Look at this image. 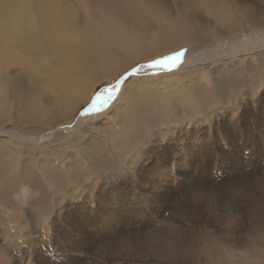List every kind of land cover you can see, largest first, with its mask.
Instances as JSON below:
<instances>
[{
    "label": "bare ground",
    "instance_id": "obj_1",
    "mask_svg": "<svg viewBox=\"0 0 264 264\" xmlns=\"http://www.w3.org/2000/svg\"><path fill=\"white\" fill-rule=\"evenodd\" d=\"M256 4L249 0H0V205L16 206L11 196L20 191L18 188L22 184L32 192L42 190L43 194L47 193L46 187L53 185L56 204L65 201L72 203L71 198L78 194L75 186L80 185L79 179L93 176L97 183L101 179L100 173L108 169L109 173L117 176L122 172L119 168L121 162L133 163L129 152L138 142L148 138L146 146L143 145L147 151L151 140L154 150L163 148L162 125L177 118L174 114L176 111H168L173 105H188L190 118L202 121L200 113L205 112L207 94L203 93L198 77L205 71H212L215 91L225 96L226 90L223 89L226 85L236 90L243 88L241 61L249 59L252 74L255 70L252 60L264 57V14ZM195 46L200 49L171 55ZM175 58L186 60L185 65L180 67L188 70L173 72L171 67L174 68L175 62H171L176 61ZM156 59L161 63L156 67L148 65ZM262 60L264 62V58ZM216 63L219 65L215 66ZM103 83L110 88L96 93L97 86ZM249 85L248 91L257 83ZM100 96L104 100L102 102L108 100V104L101 111L102 115H95L103 109H98ZM172 115L174 118L171 121ZM73 116L76 120L68 127L61 125L69 122ZM255 116L254 119L258 121L260 116ZM78 117L83 119L77 122ZM59 128H67L66 134L59 132ZM8 130H16V133H9ZM210 145V142L204 146L198 145L201 155L209 152L201 159L210 158L208 155L214 151ZM224 147L231 148V145L225 143ZM189 160L186 163H191V168L188 169L186 163L183 166L191 174L182 183L180 178L187 174L177 171L172 182L173 189L179 190L182 186L193 188L197 174L208 169L196 162V154ZM106 180H111V177L107 175ZM223 180L227 181L225 178ZM135 188V192H141L144 208L147 196L142 191L145 190L136 184ZM165 191L158 193L163 209L170 206ZM96 195L92 196L97 198L95 202L108 205L105 201L110 200V195ZM119 198L120 195L114 200ZM47 202V197L40 195L26 211L29 212L30 208H43L45 211ZM175 204L173 215L177 216L180 204ZM70 207L65 206L66 209ZM80 209L83 207L75 208L74 215L77 216ZM69 210L67 214L72 212ZM141 210L134 211L137 218ZM260 220L256 215L254 221ZM113 224H116L115 219L107 225L110 227ZM84 232L89 233V229ZM168 238L167 246L178 247L173 242H178L179 237L170 229ZM115 249L112 245L105 248L108 252ZM72 250L77 251L76 248ZM254 252L251 261L244 258L242 264H264L253 262V259H264V253ZM211 256L209 264L226 263L217 260L214 254Z\"/></svg>",
    "mask_w": 264,
    "mask_h": 264
},
{
    "label": "rangeland",
    "instance_id": "obj_2",
    "mask_svg": "<svg viewBox=\"0 0 264 264\" xmlns=\"http://www.w3.org/2000/svg\"><path fill=\"white\" fill-rule=\"evenodd\" d=\"M249 1L253 2L254 5L257 3L256 6L264 14L263 1ZM193 49L197 51L200 48H197V46L193 48L187 47L171 55L173 56L184 50L187 53V51ZM263 58H254L252 60L253 65H255V70L252 74L249 70V59H243L241 61V66L243 67L241 77L243 88L236 90L226 85L223 89V91L226 90L224 91L225 96L215 91L214 78L211 74L212 71L203 72L198 77L201 88H203V93L205 92L207 94L206 96L204 94L206 97H204L206 104L204 109L206 113H200V116L203 117L202 121H196L193 117L190 118L187 104V106L183 103L181 105H173L168 111H176L174 113L175 118L177 115V118L174 120L176 123L172 121L174 118L172 115V122L162 125L164 132L163 143L161 142V145H163V148L154 150V142L151 140L148 146L150 148L147 151L143 149V145L146 146L145 143L148 138L144 139L145 141L138 142L132 147L131 152H129V155L131 154L130 156L133 157V163L130 165L126 162H121L119 168L122 172L117 174V176L109 173L108 171L110 169H108L100 173L101 179L97 183L94 181L93 176L79 179L80 185L75 186L78 194L71 198L72 203L65 201L56 204L53 185H50V188L46 187L47 193L43 194L42 190L32 192L22 184L18 188L20 191L11 196V200L16 206L9 205L7 207L0 205V264H209L208 260L212 258L211 255L213 254L217 260L226 262L225 264H242L244 258L251 261L255 253L254 250L264 253V212L262 211L264 210ZM185 61H179V59H176V61L173 60L171 62H175L173 63L174 68L173 66L171 67L173 72L179 69V71L188 70L180 67L185 65ZM160 63L161 60L156 59L149 62L148 65L156 67ZM217 65L219 63H216L215 66ZM251 83H257V86L248 91L247 89ZM98 86L95 90L96 93L105 92L106 88H110L109 86L105 87L106 85L104 83ZM165 92L168 93L170 91ZM104 98L106 100L107 97L104 96ZM102 101L104 100L100 96L98 109L102 107L103 109L99 110L98 113H102L101 111L105 110L106 104H108V100L104 103ZM84 106L77 111V115H79ZM87 110H89V107ZM228 114H231V116ZM254 114L258 117L260 116V119L257 117L260 123L257 119H254L256 118ZM81 118L78 117L77 122L83 119ZM84 118L87 119L88 117ZM74 120H76L75 116L69 122L61 125L68 127ZM47 131H43L34 137H38ZM7 132L16 133V130H8ZM59 132L66 134L67 128L64 130L59 128ZM221 137L226 141L221 140ZM206 142H210V147L214 151L208 155L210 158L201 159L204 154H209L208 151H205L202 155L200 154L202 152L199 146H204ZM225 143H229L231 148L224 147ZM194 152L197 156L196 162H199L203 168L205 166L208 169L197 174L193 188L189 186L183 188L182 186L179 190L173 189L172 182L177 175V171L181 170L187 174L180 178L182 183H185L188 179V174H191L184 169L183 165L190 161L191 156L193 157L195 155L192 154ZM186 165L189 166L188 169L191 168V163H186ZM107 175L111 177V180H106ZM224 178L227 181L223 180ZM157 180H161L164 183ZM135 184L145 190L142 191L147 196L146 202L144 201L146 204L145 209L141 204V192H135ZM221 188L224 189L221 190ZM163 191L167 194L168 206L170 205L166 207L167 209L161 208L162 206L159 204L161 197L158 193H164ZM130 192L134 195L131 196ZM98 193H107V195H110L108 196L110 200L105 201L108 205L103 202L99 203V201L95 202L97 198L94 197ZM40 195L46 196L48 200L47 206L44 207L45 211L40 207L42 208L41 210L30 208L29 212H27L26 208L30 206V203L35 198L40 197ZM119 195L120 198L114 200ZM225 195L229 197L227 198ZM136 196L140 197V200ZM226 200L229 201L227 202ZM248 201L249 203H246ZM91 202L94 203L92 204ZM175 203L180 204L179 214L177 216L173 215ZM57 205L59 208L56 207ZM67 205L71 206V209L69 208L70 210L65 208ZM78 207H83V209L78 210L79 212L76 216L73 210ZM140 209H142L141 214L137 218L134 211H139ZM67 210L72 212L67 214ZM230 211L231 213H229ZM87 212L88 214H86ZM111 214L113 215L110 216ZM256 215L260 217V221H254ZM110 219H115L116 224L108 227L107 224L111 221ZM231 219L232 221H230ZM85 229H89V233L84 232ZM169 229L176 237H179L178 242H173L174 246L178 245V247L173 248L167 246L166 238H168ZM82 232L84 236H81ZM114 235L115 237H113ZM253 235L258 236L257 238L260 239L253 238ZM111 245L116 249L114 251H106L105 248ZM74 248H76V252L72 250ZM249 251H253L254 253ZM133 254L136 258H134ZM175 257L178 258L176 259ZM110 259L112 260L110 261ZM257 260L253 259V262H264V259Z\"/></svg>",
    "mask_w": 264,
    "mask_h": 264
},
{
    "label": "snow or ice",
    "instance_id": "obj_3",
    "mask_svg": "<svg viewBox=\"0 0 264 264\" xmlns=\"http://www.w3.org/2000/svg\"><path fill=\"white\" fill-rule=\"evenodd\" d=\"M95 115H102V113H97V114H95Z\"/></svg>",
    "mask_w": 264,
    "mask_h": 264
}]
</instances>
